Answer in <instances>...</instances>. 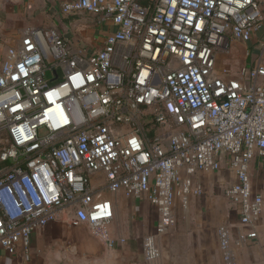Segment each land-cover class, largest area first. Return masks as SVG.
<instances>
[{"label":"built area","instance_id":"obj_1","mask_svg":"<svg viewBox=\"0 0 264 264\" xmlns=\"http://www.w3.org/2000/svg\"><path fill=\"white\" fill-rule=\"evenodd\" d=\"M62 11L103 14L116 29L90 52L31 27L1 55L0 253L31 259L33 235L57 222L114 247L109 194L121 192L156 207L143 239L154 264L176 198L186 207L202 191L193 176L225 167L241 240L256 238L263 195L250 166L264 159V63L233 74L218 56L263 29L264 0H67ZM218 232L232 264L230 231Z\"/></svg>","mask_w":264,"mask_h":264},{"label":"crops","instance_id":"obj_2","mask_svg":"<svg viewBox=\"0 0 264 264\" xmlns=\"http://www.w3.org/2000/svg\"><path fill=\"white\" fill-rule=\"evenodd\" d=\"M67 0H0V57L5 50L20 42L31 27H52L75 45L92 52L103 47L107 35L116 29L100 13L86 11L65 14ZM233 47L243 51L247 66L257 60L264 63V27L246 44ZM261 45V48L259 46ZM219 57V56H218ZM239 63V66L245 65ZM253 191L263 195V211L256 238L241 240L248 229L240 221V206L232 202L225 190L236 182L228 167L218 171H198L194 184L202 188L192 194L185 207L176 198V222L164 234L156 235L160 256L154 264H228L220 246L219 228L230 231L232 264H264V159L255 156L250 166ZM115 217L106 226L107 235L116 240L111 247L91 233L88 226L72 227L53 223L33 235V256H8L0 253V264H148L144 257L143 239L154 234L158 223L156 207L146 198H134L118 192L109 194ZM121 238L125 239L121 242ZM41 251V255L38 254ZM43 253V255H42Z\"/></svg>","mask_w":264,"mask_h":264},{"label":"rangeland","instance_id":"obj_3","mask_svg":"<svg viewBox=\"0 0 264 264\" xmlns=\"http://www.w3.org/2000/svg\"><path fill=\"white\" fill-rule=\"evenodd\" d=\"M238 44L239 43L235 44L234 47L239 46ZM243 48H244L243 51H241L240 49H237L234 54H231L232 52L231 53L221 52L218 57V67L219 68L228 67L230 68L233 74H238L240 72V67H241L239 66V63L240 62L242 63L245 60L246 58L245 56H247L248 50H249V53L251 54V47L244 45ZM259 48H261V45L259 46ZM244 64L246 65V63ZM82 226H86V225H82ZM38 254L41 255V251L38 250Z\"/></svg>","mask_w":264,"mask_h":264}]
</instances>
